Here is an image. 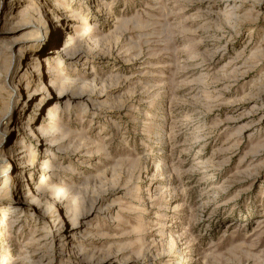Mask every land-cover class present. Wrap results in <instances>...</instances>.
<instances>
[{"label": "rangeland", "instance_id": "obj_1", "mask_svg": "<svg viewBox=\"0 0 264 264\" xmlns=\"http://www.w3.org/2000/svg\"><path fill=\"white\" fill-rule=\"evenodd\" d=\"M29 1L0 0L30 23L0 46V154L24 145L48 218L8 214L12 159L0 264H264V0ZM48 13L71 23L30 44Z\"/></svg>", "mask_w": 264, "mask_h": 264}, {"label": "bare ground", "instance_id": "obj_2", "mask_svg": "<svg viewBox=\"0 0 264 264\" xmlns=\"http://www.w3.org/2000/svg\"><path fill=\"white\" fill-rule=\"evenodd\" d=\"M29 1V0H28ZM46 1V0H45ZM27 2V0H8L7 2V8L10 11V15L7 17L8 20H12L14 18L19 19L18 21L20 22L21 19L24 18V8H25V3ZM30 2V1H29ZM44 2V1H43ZM41 3V2H40ZM41 5V4H40ZM53 4H49V2H44L43 5H41L43 11L45 13H47L49 11V9H51V7H53ZM53 9V8H52ZM17 10V11H16ZM4 11V10H3ZM8 11V12H9ZM15 11V13H14ZM64 12V11H63ZM28 13V12H27ZM50 13H48V19L50 20L49 23L47 22V25H45L42 28V25H37L36 26V30L33 36H30L31 38H29L28 42H31L30 44L34 43V42H38L36 41L35 37H39L40 39H45L47 36L52 38V43H55L58 39V30L57 27L59 26V24H56L59 20H62L64 23H66L67 27L69 26V24L71 22H68V20H66V18L63 16L60 17V14L56 15L57 19H53L50 15ZM3 15V14H2ZM50 16V17H49ZM59 17V18H58ZM29 20V19H28ZM24 21L21 25H19V28L17 30H20V28L22 29H26L29 30L30 28V23L29 21ZM70 20V19H69ZM13 21V20H12ZM9 22V21H8ZM13 23V22H12ZM46 24V23H45ZM9 25V24H8ZM2 28V27H1ZM21 29V30H22ZM17 30H13V29H6V30H1L0 29V46H4V45H8V47L10 46V48H14L16 45H18V42L16 43L15 41H6L5 39H7V37H9V35L14 31ZM26 30V31H27ZM32 31V30H31ZM30 31V32H31ZM28 34V33H27ZM26 34V35H27ZM30 34V33H29ZM8 35V36H7ZM11 36V35H10ZM8 40V39H7ZM25 42V41H22ZM26 43V42H25ZM57 43V42H56ZM13 44H15L13 46ZM20 44V43H19ZM60 44V43H59ZM57 47V46H56ZM9 48V49H10ZM19 48V47H18ZM60 49V48H59ZM58 49V50H59ZM61 50V49H60ZM36 57V56H35ZM35 59V58H32ZM37 59V58H36ZM12 60V59H11ZM19 61V60H17ZM25 66L26 68H30L31 67H27L28 65H30V61H26L25 60ZM32 63V62H31ZM38 63H40V58ZM11 64V63H10ZM32 65V64H31ZM33 67V66H32ZM17 69V68H16ZM13 68V70L10 73V78H12V76H14V73L17 72V70ZM8 72V71H7ZM33 72V71H31ZM47 73V72H46ZM46 73L44 74L41 73V77L42 78H47L48 75H46ZM13 74V75H12ZM17 74V73H16ZM40 74V73H38ZM32 76V75H31ZM2 81V80H1ZM4 81V80H3ZM8 81V80H7ZM46 81V80H45ZM51 79L49 80V83H51ZM12 83V82H10ZM43 85H45V87L49 88L50 86H52V84H48L46 82H43ZM55 87V86H54ZM14 90H16V87H13ZM42 93V92H41ZM38 91H29L27 93V96H30V99H33L34 97L38 96L41 94ZM42 95V94H41ZM58 99H62L65 97L64 94L59 93L56 95ZM75 96V95H74ZM80 96V95H78ZM82 96V95H81ZM68 102V101H67ZM38 106V105H36ZM28 109V108H27ZM8 120V119H7ZM7 124V121L5 123L1 122V127ZM31 124V122L29 123L28 121H25L24 119H22L21 121V126L19 127L23 132L26 131H30V127L29 125ZM39 125V124H37ZM37 127V126H36ZM6 129V127H5ZM10 130V129H9ZM34 133L32 135H36ZM43 128H40L39 134H37V136H34L33 138L36 141H39L41 143V140H46V135H43ZM9 134L11 135V131H7V136L9 137ZM19 134L18 136H21L22 133H17ZM41 134V135H40ZM45 134V133H44ZM20 140H16L15 141V145L11 146L10 148L7 149V153L6 155H4L3 153L0 154V178L2 177V174L4 172H7L8 168L10 167V163L11 160L14 159L15 161V165L11 166V173L10 175L13 177L14 181H15V189L13 190L12 195L10 196V200H8V202H6V206L9 208V212L8 214H15L18 212L19 208L22 211H27L31 212L32 214L35 212L36 216H35V220H39L40 222L46 223L48 215L46 214L47 212H44L41 207L39 206V203L36 202V199L32 198V193L29 192V190L27 189L28 186L30 185V178H25L26 174L24 173L26 170H28V165L26 164L24 158L26 157L25 151L26 149H24V145H20L19 144ZM42 144V143H41ZM45 146H51L49 143H43ZM52 149V148H50ZM48 150V149H47ZM4 163H6V167L4 168ZM45 169V168H44ZM10 177V176H9ZM10 193V194H11ZM40 195V194H39ZM4 203H0V209L2 207H4L5 205ZM11 205V206H10ZM28 216V215H27ZM22 218V217H21ZM57 218H60V215L58 214ZM23 221V219H19V222ZM64 222V221H63ZM62 223V220L59 221V223L57 224L59 226V224ZM80 227V222L79 221H74V223H72L70 226H68L67 224H65V227L63 229V231L61 232L60 236H65V240L67 241L68 237H73V235L76 233V231H78ZM62 227L58 228L61 229ZM61 231V230H60ZM101 262H105V261H101Z\"/></svg>", "mask_w": 264, "mask_h": 264}]
</instances>
